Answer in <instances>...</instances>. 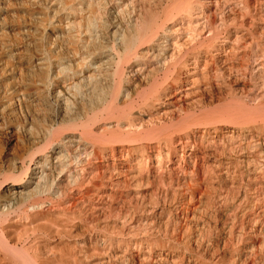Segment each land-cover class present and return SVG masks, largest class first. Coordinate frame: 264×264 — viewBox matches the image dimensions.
Masks as SVG:
<instances>
[{"label":"bare ground","instance_id":"6f19581e","mask_svg":"<svg viewBox=\"0 0 264 264\" xmlns=\"http://www.w3.org/2000/svg\"><path fill=\"white\" fill-rule=\"evenodd\" d=\"M20 1L40 17L30 92L0 91L22 147L0 166V264H226L221 243L264 264V0ZM216 91L242 106L180 115ZM209 203L229 206L203 222Z\"/></svg>","mask_w":264,"mask_h":264},{"label":"rangeland","instance_id":"374dc122","mask_svg":"<svg viewBox=\"0 0 264 264\" xmlns=\"http://www.w3.org/2000/svg\"><path fill=\"white\" fill-rule=\"evenodd\" d=\"M155 0L146 2V7H148L149 3L153 4ZM26 6L22 5L20 0H0V91H8L10 93L16 88L20 93L22 92H30L26 86H18L20 83V71L25 70V66L23 63H18V57L24 56L28 47V35L34 32V22L35 19L39 18L36 13H27ZM53 22L56 21L54 20ZM256 27L264 26V21H256ZM111 47V46H109ZM8 51H11L14 55V60L12 61L8 58ZM37 59H43V55L40 52L35 53ZM70 60H77L78 57L68 56ZM106 59L103 58L102 62H105ZM101 62V63H102ZM96 64L99 61L95 62ZM24 74V73H22ZM21 74V75H22ZM22 91V92H21ZM244 97L242 95L237 94L236 97L228 95L226 92L218 93L217 91L214 94L209 93L204 96V99L201 101L193 100L189 104V106H185L184 109L180 110L179 113L181 116H185L188 114L194 115L196 117H202L203 114L207 116V118H211L214 121H219L221 115L228 113L229 111H233V106H242ZM199 101V102H198ZM5 103V100L3 101ZM6 106L1 104L0 102V111L5 109L7 112ZM8 114L5 113V116ZM6 116V117H7ZM21 121V120H20ZM2 133V137L0 136V166L5 168L6 161L9 160L14 155H19L22 151V147L15 142L11 141V137H5V133ZM257 180V179H256ZM259 182H262V180ZM215 184V183H211ZM259 195L261 193H258ZM217 204V201H216ZM224 205L229 206V203H225L222 206L209 203L205 204L203 208V214H201V220L208 221L209 215L213 214V212H221L224 211ZM264 210L262 205L257 207L258 212ZM215 210V211H214ZM264 213V211L262 212ZM216 233L211 230H206L203 235L206 237H214ZM78 241L79 239H75ZM256 240L264 241V235H260L256 238ZM247 245L245 243L238 245L237 247H230L220 245V249L215 251L214 253L223 255L224 261L226 264H233L234 259H238L237 264H249L250 262L245 261V256L249 251H245V247ZM259 248V247H258ZM257 249V248H256ZM256 253L255 259L261 260L263 259V255L252 251L251 254ZM246 262V263H245Z\"/></svg>","mask_w":264,"mask_h":264}]
</instances>
